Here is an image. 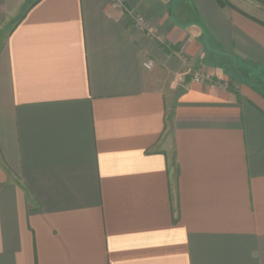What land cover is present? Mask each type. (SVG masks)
Returning <instances> with one entry per match:
<instances>
[{"label": "crops", "instance_id": "obj_1", "mask_svg": "<svg viewBox=\"0 0 264 264\" xmlns=\"http://www.w3.org/2000/svg\"><path fill=\"white\" fill-rule=\"evenodd\" d=\"M124 3L0 0V264H264V21Z\"/></svg>", "mask_w": 264, "mask_h": 264}, {"label": "built area", "instance_id": "obj_2", "mask_svg": "<svg viewBox=\"0 0 264 264\" xmlns=\"http://www.w3.org/2000/svg\"><path fill=\"white\" fill-rule=\"evenodd\" d=\"M113 2L115 6L120 10L125 8L124 0H113ZM128 13L130 15V18L134 21L135 25L140 30L144 31L148 37L158 39L159 41L164 42L163 38L157 34L156 30L149 27L148 23L146 22L143 16L139 15L138 13H135L134 11H128ZM145 67L147 69H151L153 67V63L148 62L145 64ZM210 80V76L206 74L198 73L194 76V81L198 83H206Z\"/></svg>", "mask_w": 264, "mask_h": 264}, {"label": "rangeland", "instance_id": "obj_3", "mask_svg": "<svg viewBox=\"0 0 264 264\" xmlns=\"http://www.w3.org/2000/svg\"><path fill=\"white\" fill-rule=\"evenodd\" d=\"M231 5L237 9H242L248 12L250 15L255 16L264 21V5L260 4L261 9H256L254 6H250L247 3H244L243 0H228ZM252 1V0H251ZM255 2V1H253ZM259 4V3H258ZM3 41V39H2Z\"/></svg>", "mask_w": 264, "mask_h": 264}, {"label": "trees", "instance_id": "obj_4", "mask_svg": "<svg viewBox=\"0 0 264 264\" xmlns=\"http://www.w3.org/2000/svg\"><path fill=\"white\" fill-rule=\"evenodd\" d=\"M216 1L218 2V4H219L222 8L229 7V8L237 9L236 7H234L233 5H231V4L229 3L228 0H216ZM252 1H255V2L259 3V4L264 5V0H252ZM242 13H243V12H242ZM243 14L246 15L245 13H243ZM246 16H248V15H246ZM254 20L258 21L257 19H254ZM258 22H260V21H258ZM261 23H262V22H261ZM262 24H264V23H262Z\"/></svg>", "mask_w": 264, "mask_h": 264}]
</instances>
